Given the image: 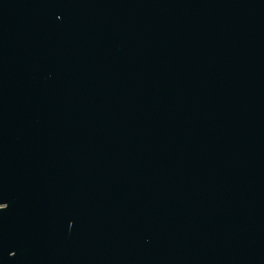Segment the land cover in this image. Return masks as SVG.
<instances>
[{
  "label": "water",
  "instance_id": "obj_1",
  "mask_svg": "<svg viewBox=\"0 0 264 264\" xmlns=\"http://www.w3.org/2000/svg\"><path fill=\"white\" fill-rule=\"evenodd\" d=\"M0 264H264V0H0Z\"/></svg>",
  "mask_w": 264,
  "mask_h": 264
}]
</instances>
